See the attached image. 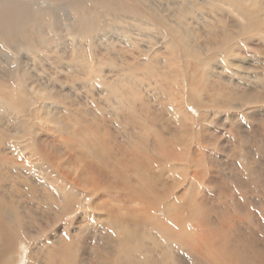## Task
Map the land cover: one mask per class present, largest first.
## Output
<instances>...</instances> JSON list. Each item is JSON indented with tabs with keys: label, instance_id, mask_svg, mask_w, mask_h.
Segmentation results:
<instances>
[{
	"label": "bare ground",
	"instance_id": "bare-ground-1",
	"mask_svg": "<svg viewBox=\"0 0 264 264\" xmlns=\"http://www.w3.org/2000/svg\"><path fill=\"white\" fill-rule=\"evenodd\" d=\"M249 1L0 0V264H264V212L248 205L264 206V4ZM221 2L242 20L216 18ZM200 11L207 27L189 23ZM139 41L155 42L147 57L124 54ZM69 83L110 121L86 108L70 123ZM233 111L252 120L230 146L238 165L221 161L208 127L212 114L233 124ZM48 127L71 138L77 169L56 164L61 151L39 133ZM7 144L18 159H6ZM24 166L43 189L35 208L17 195ZM233 179L249 224L228 222L211 196ZM250 183L261 195L242 191Z\"/></svg>",
	"mask_w": 264,
	"mask_h": 264
},
{
	"label": "rangeland",
	"instance_id": "rangeland-1",
	"mask_svg": "<svg viewBox=\"0 0 264 264\" xmlns=\"http://www.w3.org/2000/svg\"><path fill=\"white\" fill-rule=\"evenodd\" d=\"M206 1L207 0H204V2L206 3ZM256 2H262L263 4H264V0H259V1H257V0H250L249 1V4H250V6H253V7H255L256 6ZM205 5V4H204ZM208 6V4H206V7ZM217 6V5H216ZM258 6V5H257ZM219 7L221 8V10L218 8L217 9V7H216V18L217 17H219L220 15H221V17H222V19H223V21L224 20H226V21H228V22H233L234 20H238L239 22L242 20V18H240V11H239V9H237L238 7H236V6H232V5H230L229 6V4H224V2H221L220 4H219ZM220 10V11H219ZM239 11V12H238ZM204 12V11H203ZM202 11H200L199 12V16H198V18H195V21L196 22H194L193 20H190L189 21V23L191 24V23H193V24H195V26L196 27H200V25H202V27H207V24H206V22L207 21H209L210 19L209 18H207V17H209V16H207L206 17V19H204V16H205V14L203 13ZM206 12V11H205ZM201 14V15H200ZM213 15V14H212ZM228 19V20H227ZM231 19V20H230ZM233 19V20H232ZM205 20V21H204ZM211 21H212V19H211ZM198 22H200V23H198ZM216 24H218V23H216ZM219 25V24H218ZM202 29H204V28H202ZM205 30V29H204ZM138 34L136 35V37L137 38H141V36H140V34H142V33H140L139 31L137 32ZM120 37V36H119ZM148 40V39H147ZM152 43V44H151ZM151 43H148V42H142V41H139V44H138V46H140L139 48H134V47H132V49L131 48H129V50H126L125 52H124V54H126L127 56H130V58H132V55H136L137 57L139 56L140 58H145V57H147V54H146V51H144L143 49H145V47L146 46H150V45H148V44H151V46L150 47H152L153 46V44L155 43V42H151ZM142 44L144 45V47L142 46ZM147 44V45H146ZM142 46V47H141ZM134 51V52H133ZM143 51L145 52V53H143ZM143 54H142V53ZM160 52H162V51H160ZM143 56V57H142ZM237 60V59H236ZM244 63V65L245 66H247V71H250V73H252V71H253V75L256 73V71H260V68L259 69H256L257 67H258V62H257V60L256 59H254V58H252V56H246L245 58H244V60H242V64ZM251 64V65H250ZM219 65H221V63L219 62ZM159 70V69H158ZM158 70H156V72H158ZM222 70V69H221ZM252 70V71H251ZM220 71V70H219ZM261 72V71H260ZM249 74V73H248ZM227 76V78H235V79H238V80H241V78L239 77V76H231V74H228V75H226ZM242 82H243V88H247V84H248V88L250 87V82H249V80H241ZM258 83V82H257ZM72 84V83H71ZM70 83L68 84V92H70V89L72 90V92H70L69 93V96H72L71 98H69V99H66L65 100V102H66V108L67 109H65V107L64 108H62L61 110L64 112L63 114L64 115H66L67 117H68V119L69 120H71V122L70 123H72L73 121H75V120H72V119H74L73 118V115H71V111L72 110H75V113L76 114H80V115H83V109H92V112L93 113H96L97 114V116H98V118L99 119H105L106 121H110V118L108 117V113H107V111H103L102 113H100V111L99 110H95V109H93V103H92V97L87 93V92H83V91H85V89H81V88H77V87H80L81 86V84H79V83H76V85L77 86H75V84L73 85H71ZM71 87H70V86ZM264 85V84H263ZM72 86H73V88L75 89L76 88V90H74L73 88H72ZM244 86H246V87H244ZM252 86V85H251ZM96 90H95V92L97 91V88H95ZM76 91H78V92H76ZM81 92H82V94H81ZM81 95H80V94ZM85 94H86V96H85ZM89 95V96H88ZM73 99H74V101H73ZM97 101H99V104L102 102V100H101V98H99V100H98V98H97ZM101 101V102H100ZM77 102V103H76ZM96 102V101H95ZM96 104L97 105H99L97 102H96ZM104 103L102 102L100 105H101V108L100 109H103L104 108V106L105 105H103ZM80 105V106H79ZM80 107V108H79ZM82 107V108H81ZM82 109V110H81ZM190 110H192L193 111V114H194V117H195V120H199V113L197 112V111H195L194 110V107L193 106H190ZM67 112V113H66ZM234 113H236V115H234V119H232V120H234V125L232 124V121H225L224 120V115L226 114V113H223V114H217V115H214V114H212V115H210V119H211V121H212V119H214L212 122L210 121L209 123H208V127L209 128H211V129H213L214 131H216L217 132V134H218V137H219V147H220V149L221 150H219V152L217 153V151H215V153L218 155V157L220 158H222V160L221 161H226V160H231L232 162H234L236 165H238V163H240L241 162V157L240 156H235L234 155V153L232 152V150H231V145L233 144L234 145V143L235 144H237V142H238V138L236 139V130H237V128H239V127H246L249 123H251L252 124V120L251 119H249L248 117H245L244 116V114H241V113H238V112H236V111H233ZM104 113V114H103ZM230 113H232V111L230 112ZM103 115V116H102ZM214 116V117H213ZM92 119V118H91ZM244 119V120H243ZM246 119V120H245ZM216 120V121H215ZM218 121V122H217ZM220 121V122H219ZM249 123H248V122ZM257 121V120H256ZM99 122V121H98ZM218 124H216V123ZM247 122V123H246ZM75 122H73V124H74ZM224 123V124H223ZM231 123V124H230ZM258 123V122H257ZM100 124H101V122H100ZM115 123H113L112 125H114ZM237 124H238V126H237ZM217 125V126H216ZM224 125V126H223ZM75 126H77V125H75ZM215 126V127H214ZM103 127H106V126H103ZM199 127H201V124H199V123H197V128H199ZM77 128H79L78 126H77ZM77 128H75V129H77ZM218 128V130H216ZM48 129V130H47ZM47 129H42V128H39V130H40V134L42 135V137L44 138H41V139H43L42 141L44 142V140H45V142L47 143V145L50 143V145H52V146H57V148L61 151V154H59V157H58V155H57V159L55 160V162H56V164H58V163H60V166H61V169H63L64 171H68V169H77L76 167L77 166H79V164H80V157H79V155L75 152V151H72V149H70V148H68V147H70L71 146V144L70 145H67L68 147H66L65 146V142H66V140H64L65 138H68V139H70V141L72 142V140H71V138L66 134V133H62L61 132V134L62 135H60V132H59V134L56 132V130L53 128H51V127H48ZM50 129V130H49ZM108 129V128H107ZM231 129V130H230ZM42 130V131H41ZM113 130H114V132L117 134V136L119 137V134H118V132H117V130H118V128L116 127V126H114L113 127ZM49 131V132H48ZM263 133V135H264V132H262ZM66 134V135H65ZM65 135V136H64ZM108 140L110 141V143H112L113 144V142H112V140L110 139V138H108ZM224 140V141H223ZM55 142V143H54ZM54 144V145H53ZM4 148H5V152H4V154H6L5 156H6V159H8L9 160V158L10 157H16V159H18V156H17V153L16 154H14L13 153V151H11L12 149L8 146V144L7 145H4L3 146ZM227 148H229L228 150H227ZM7 150V151H6ZM66 153H67V156H66ZM233 153V154H232ZM76 154V155H75ZM71 156V157H70ZM23 157V156H22ZM61 158V159H60ZM78 158V159H77ZM23 159V158H22ZM67 159V160H66ZM75 160H77V162H75ZM72 161V162H71ZM8 163V165H10V166H13V164H18V162H15V163H10L9 161L7 162ZM22 163H24V162H22ZM72 163V164H71ZM18 168H20V166H18ZM226 168H227V170H228V172H229V169H228V167L226 166ZM14 169H16V168H14ZM260 172H262V174H260L259 176H260V178L262 177V179L264 178V171H260ZM227 173V172H226ZM216 174V173H215ZM20 175L21 176H26L27 178H22V177H19V178H17L16 179V182H17V185L16 186H20V188H21V190L19 191V193H17V195H18V197H19V200H20V202H21V204H20V206H22V207H25V206H27V207H32V208H35V202L37 201V199H36V197H38V196H40V194L43 192V189L41 188L42 186H37L36 185V182L34 181L36 178H39V177H34V178H32L33 176L31 175V173H30V171L29 170H27V167H23L22 168V171H21V173H20ZM216 175L218 176V177H216ZM216 175H214L213 176V178H212V180H214L215 182H220L221 181V176H220V174H216ZM224 175V174H223ZM256 177H257V175H256ZM250 177H246V176H241V179L243 180V184L249 179ZM26 179H29V183L27 182L28 180H26ZM264 180V179H263ZM233 181V182H232ZM231 182H230V184L228 185V188L227 189H224V188H221V189H218L219 187H217V189H215V191L213 192L212 191V197H213V199H214V203H216V204H218V209H220L222 206L223 207H229L230 208V221H228V222H245V224H246V222L249 224V222L251 223V222H253L252 221V219H251V217L248 215V213L246 214L245 212H244V210H242V211H236V210H238V209H234V205L235 204H238V205H242V206H244L245 205V203H244V198L242 197V195H244V193L243 192H240L241 191V189L239 190V188L236 186L237 185V183L235 182V179H233ZM249 182H250V179L248 180ZM39 183V182H38ZM252 186V187H251ZM255 188V189H254ZM219 191H221L222 193H224V194H222V193H220ZM242 191H245L246 193H247V195L248 194H252L254 197H256V196H258V195H261L260 194V186H257V185H252V183H250V185H249V189L247 190H242ZM214 193V194H213ZM241 193H242V195H241ZM263 195V194H262ZM89 199H90V196H89ZM89 201V200H88ZM88 201L87 202H85L83 205H82V207L84 206V205H88ZM34 204V205H33ZM254 204V205H253ZM253 204H251V203H248V205H250L254 210H255V213H256V215H257V217L261 220L262 219V214H260L261 212H264L263 210H264V206L263 207H260L259 205H256L255 206V203H253ZM261 204H263V203H261ZM237 205V206H238ZM19 206V207H20ZM135 206H137V205H135ZM239 206V207H240ZM21 207V208H22ZM81 207V208H82ZM113 207H114V209L115 210H119V211H122L121 209H119L120 208V206H118V205H113ZM21 208H19L20 210H21ZM23 210H24V208H23ZM234 210V211H233ZM22 211V210H21ZM248 212H250L249 210H247ZM161 212V211H160ZM160 212L158 213V215L160 216V217H162V214H160ZM157 213V211L155 210L154 211V215ZM80 216V213H78V214H76V215H73V216H69V215H66L64 218H63V223L64 224H68V223H70L72 220H74L75 218L77 219V217H79ZM86 222H83V224H85ZM46 234L44 233V235H43V237L45 236ZM21 249V243H20V245H19V248H18V251ZM26 253V252H25ZM25 261L26 262H29V260H28V257L26 256L25 257Z\"/></svg>",
	"mask_w": 264,
	"mask_h": 264
}]
</instances>
